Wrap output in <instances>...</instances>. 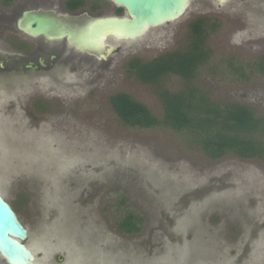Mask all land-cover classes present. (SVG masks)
<instances>
[{"label":"rangeland","instance_id":"obj_1","mask_svg":"<svg viewBox=\"0 0 264 264\" xmlns=\"http://www.w3.org/2000/svg\"><path fill=\"white\" fill-rule=\"evenodd\" d=\"M16 16L0 0V59L17 37ZM199 17L217 28L190 83L211 103L264 119V0H190L180 19L140 39L107 40L120 52L71 72L66 85L26 90L16 74L0 78V195L37 264H264V161L212 160L172 130L123 124L109 104L124 93L160 119L157 87L131 77L127 64L184 50ZM184 86L173 75L160 83L173 93ZM129 215L137 228L125 233L119 223Z\"/></svg>","mask_w":264,"mask_h":264},{"label":"trees","instance_id":"obj_2","mask_svg":"<svg viewBox=\"0 0 264 264\" xmlns=\"http://www.w3.org/2000/svg\"><path fill=\"white\" fill-rule=\"evenodd\" d=\"M216 24L209 17H199L189 26V42L184 50L167 52L146 62L139 58L128 62L131 77L157 87L163 107L160 119L124 93L111 96L109 104L123 124L140 129L172 130L212 160L234 154L242 159L264 161L263 117L237 103H211L190 83L211 56L206 41L217 28ZM261 62L257 68L264 74V58ZM169 75L183 80L184 88L174 93L162 90L160 83ZM119 228L125 233L136 231L137 220L129 215L119 223Z\"/></svg>","mask_w":264,"mask_h":264},{"label":"water","instance_id":"obj_3","mask_svg":"<svg viewBox=\"0 0 264 264\" xmlns=\"http://www.w3.org/2000/svg\"><path fill=\"white\" fill-rule=\"evenodd\" d=\"M127 10V17H104L78 20L60 17L53 12H24L17 20V29L28 37H43L46 41L66 40L77 51L97 55L95 42L107 50L104 59L121 49L105 43L111 38L134 40L149 29L180 19L190 0H110ZM221 5L229 0H215ZM84 36V37H81ZM27 231L19 222L11 206L0 195V255L8 264H35L32 251L23 243Z\"/></svg>","mask_w":264,"mask_h":264},{"label":"flooded vegetation","instance_id":"obj_4","mask_svg":"<svg viewBox=\"0 0 264 264\" xmlns=\"http://www.w3.org/2000/svg\"><path fill=\"white\" fill-rule=\"evenodd\" d=\"M8 2L9 5L12 4L16 10L15 28L17 37H8L7 39L9 40L6 39L9 54L0 59V78L16 74L24 81L22 84H26V90L34 86L42 87L56 85L57 82L60 81L66 85L69 77L72 76L71 72H79L80 74V72L90 71L95 68L97 62L107 61L113 55H117L121 49L116 50L107 59H104L103 53L106 54L107 50H104L102 54L98 53V56L90 55L77 51L74 47L69 45L66 40L49 42L43 37H28L17 29V20L24 12L41 10L43 12H53L60 17L67 16L81 21L85 20L87 17L120 18L125 16L130 19L125 8L117 6L110 0H10L7 1V3ZM161 26L149 29L143 36L149 33L150 30L159 29ZM109 40L117 42L127 41L117 40L114 37ZM105 45L112 48L120 46L109 45L107 42ZM79 82L82 81L78 80V83ZM37 105H39L37 109H39L40 112L47 109L45 103H36V106ZM0 264H8L1 255ZM35 264H37L36 258Z\"/></svg>","mask_w":264,"mask_h":264}]
</instances>
